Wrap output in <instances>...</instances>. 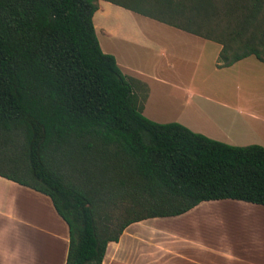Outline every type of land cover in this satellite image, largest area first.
Listing matches in <instances>:
<instances>
[{
    "label": "trees",
    "instance_id": "1",
    "mask_svg": "<svg viewBox=\"0 0 264 264\" xmlns=\"http://www.w3.org/2000/svg\"><path fill=\"white\" fill-rule=\"evenodd\" d=\"M98 0H0V177L48 196L67 223L65 264H102L131 223L206 201L264 207V148L158 124L93 24ZM137 15L220 45L216 67L264 62V0H153ZM137 196L114 232L105 199Z\"/></svg>",
    "mask_w": 264,
    "mask_h": 264
},
{
    "label": "crops",
    "instance_id": "2",
    "mask_svg": "<svg viewBox=\"0 0 264 264\" xmlns=\"http://www.w3.org/2000/svg\"><path fill=\"white\" fill-rule=\"evenodd\" d=\"M101 3L93 16L94 28L103 35L104 43L111 39L121 44V50L105 45L103 52L114 56L148 120L179 123L231 146L264 148V62L250 56L229 67L217 68L220 45L114 3ZM111 14L149 20L141 25L151 27L159 35L150 37L139 30L131 32L104 22L99 28V21ZM191 41L202 43V53L207 45L216 48L210 61L200 69L203 76L198 78L196 92L179 79V70L188 55L182 46ZM179 57L181 63L176 60ZM196 69L194 74L198 73ZM178 93L179 112L164 118L149 112L151 103L161 98L159 94L175 102L174 94ZM221 210L264 215L263 206L226 199L202 202L179 216L134 222L116 242L107 244L102 264H264V225L255 222L249 233L218 232L209 220ZM68 248V225L51 199L0 177V264H65Z\"/></svg>",
    "mask_w": 264,
    "mask_h": 264
},
{
    "label": "rangeland",
    "instance_id": "3",
    "mask_svg": "<svg viewBox=\"0 0 264 264\" xmlns=\"http://www.w3.org/2000/svg\"><path fill=\"white\" fill-rule=\"evenodd\" d=\"M104 0H98L97 4L103 5L101 3ZM117 2H121L122 4H126L129 7H136L135 5V0H113ZM140 7L142 10L145 9H150L154 12V9H156V4L154 3L153 0H149V3H145L144 1H138ZM146 21L150 22L149 20H146L142 17H130V18H125L123 19L122 16H115L113 14L107 15L104 17V19H101L99 21V24L97 26L99 28L102 27V25L105 23L106 25H119L125 29H128L131 32H135L139 30L140 32H144L146 36L154 37V35H159L157 34L156 31H154L151 27L146 28L145 26L141 25V22ZM104 22V23H103ZM94 24V23H93ZM104 24V25H105ZM98 42L102 41V46L101 43L99 42L101 50H105V45L108 46L110 49H115V50H121V44L119 43L118 40H111L109 39L106 43L103 41V35L100 33L99 30H95ZM202 43H197V42H190L189 45L184 44L182 46L183 49L187 50L188 55H186L184 58V63L181 65L182 68H184V71L182 72L181 69L179 70V79L183 81L186 87L192 86L195 89V92L198 90V87L200 83L198 82V78L203 76V71H200L201 67H204L211 59V56H213L215 52V47L210 44L207 45V48L203 50V53L201 52ZM181 47V46H180ZM218 47V46H217ZM111 55V54H110ZM182 57V56H181ZM177 58L179 63H181L180 58ZM124 60H127L125 56L121 57ZM264 58V55H263ZM199 63V65H197ZM177 63V62H174ZM180 65V64H179ZM178 65V66H179ZM197 68V69H196ZM177 69V68H176ZM198 71L194 74V71ZM208 75V74H207ZM189 83V84H188ZM183 84V85H184ZM239 91V89H238ZM177 96V100L175 102H172L168 98L166 99V95L164 94H159L161 97L159 100H154L150 107H149V112L160 116L161 118H164L165 116L169 115H174L175 113L179 112L180 109L178 108V99H180L179 95L180 93L174 94V96ZM196 100V99H195ZM0 151H1V143H0ZM137 196H126L121 194H116L113 196H110L109 198H106V204L107 208L109 209L108 211V216L111 217L112 222H116V224L113 226L114 232L116 233L117 229L119 226L122 224V222L126 219H129L133 216H138L140 212L142 211L140 208L137 207H132L131 212H127L125 209L128 208L129 206H132L133 203L137 202ZM215 215L210 218V222L213 223L214 227L218 232H228L233 233L236 231H243V232H248L251 231L250 228H253V225L255 222L262 223L264 225V215L250 212L251 214L248 215H243L241 213H244L242 211H237V212H229L225 210L221 211H215ZM219 215V216H218ZM213 216V215H212ZM252 232V231H251ZM241 233V232H239Z\"/></svg>",
    "mask_w": 264,
    "mask_h": 264
}]
</instances>
